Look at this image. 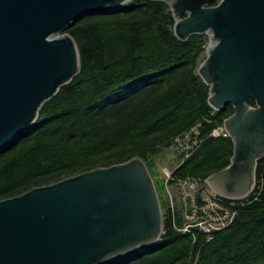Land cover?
<instances>
[{
    "label": "trees",
    "instance_id": "1",
    "mask_svg": "<svg viewBox=\"0 0 264 264\" xmlns=\"http://www.w3.org/2000/svg\"><path fill=\"white\" fill-rule=\"evenodd\" d=\"M175 21L163 0H129L66 30L79 49V72L41 106L31 127L0 148V200L136 158L150 167L189 132L190 155L181 150L168 183L206 180L230 164L231 136L211 132L234 107L213 108L211 86L199 73L208 36L181 39ZM221 201L235 214L211 239L197 226L183 231V203L166 199L159 240L105 264H264V158L250 193ZM196 202L203 204L200 195Z\"/></svg>",
    "mask_w": 264,
    "mask_h": 264
},
{
    "label": "water",
    "instance_id": "2",
    "mask_svg": "<svg viewBox=\"0 0 264 264\" xmlns=\"http://www.w3.org/2000/svg\"><path fill=\"white\" fill-rule=\"evenodd\" d=\"M128 1L0 0V148L78 74L79 49L66 30ZM163 1L179 38L209 37L199 67L209 102L235 111L224 123L234 143L230 164L206 181L243 198L264 158V0ZM162 227L155 183L136 158L0 200V264H105L156 243Z\"/></svg>",
    "mask_w": 264,
    "mask_h": 264
},
{
    "label": "built area",
    "instance_id": "3",
    "mask_svg": "<svg viewBox=\"0 0 264 264\" xmlns=\"http://www.w3.org/2000/svg\"><path fill=\"white\" fill-rule=\"evenodd\" d=\"M194 133H199L197 128L192 129ZM212 136L220 137V136H229V132L225 129V127L218 126L215 127L212 132ZM191 133H187L185 135V142H182L178 138L176 140V146L179 145L183 151H185V156H189L191 151ZM196 141V140H194ZM202 181L201 178L197 177H187L184 179H179L177 181L178 190L181 195L184 196L183 205L185 207V217L188 215L193 220L189 222L187 220L186 225L182 228L183 231H188L190 228L197 226L203 232L209 235V239H211L212 231L216 229H221L228 225L231 222L234 212H231L228 206L221 201V198H229L222 196L216 192H214L208 198H204L203 195L200 194V188L198 184ZM206 181V180H205ZM207 183V181H206ZM208 184V183H207ZM200 195V199L203 201V204L198 205L196 200ZM229 199H239V198H229ZM161 236V235H160ZM160 238V237H159Z\"/></svg>",
    "mask_w": 264,
    "mask_h": 264
},
{
    "label": "rangeland",
    "instance_id": "4",
    "mask_svg": "<svg viewBox=\"0 0 264 264\" xmlns=\"http://www.w3.org/2000/svg\"><path fill=\"white\" fill-rule=\"evenodd\" d=\"M208 36V35H207ZM209 42V37H208ZM208 45V43H207ZM206 51L203 60L206 57ZM179 140L185 142V136H182ZM182 148L179 145H174L169 148L164 149L161 151L154 159L152 166L148 167L152 170V178L155 183L159 200L161 203V207L163 202L168 199L170 203L174 206H180L181 203L184 202V196L180 194L177 186V181L173 184L168 183V180L171 178L172 170L178 165L180 161V152ZM145 163V162H144ZM200 188V194L203 195L204 198H208L211 196L215 191L209 184L206 183L204 179L200 181L198 184ZM181 202V203H180ZM163 209V208H162ZM163 211V210H162ZM186 219L191 222L193 218L190 216H186Z\"/></svg>",
    "mask_w": 264,
    "mask_h": 264
},
{
    "label": "crops",
    "instance_id": "5",
    "mask_svg": "<svg viewBox=\"0 0 264 264\" xmlns=\"http://www.w3.org/2000/svg\"><path fill=\"white\" fill-rule=\"evenodd\" d=\"M225 127V126H224ZM226 129V128H225ZM212 188V187H211Z\"/></svg>",
    "mask_w": 264,
    "mask_h": 264
},
{
    "label": "bare ground",
    "instance_id": "6",
    "mask_svg": "<svg viewBox=\"0 0 264 264\" xmlns=\"http://www.w3.org/2000/svg\"><path fill=\"white\" fill-rule=\"evenodd\" d=\"M230 134V133H229ZM231 136V135H230Z\"/></svg>",
    "mask_w": 264,
    "mask_h": 264
}]
</instances>
